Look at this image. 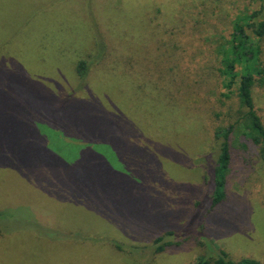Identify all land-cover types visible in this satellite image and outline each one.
Instances as JSON below:
<instances>
[{
	"label": "rangeland",
	"instance_id": "rangeland-1",
	"mask_svg": "<svg viewBox=\"0 0 264 264\" xmlns=\"http://www.w3.org/2000/svg\"><path fill=\"white\" fill-rule=\"evenodd\" d=\"M118 1L0 0V47L28 21L33 25L32 38L17 51L24 57L26 50L29 62L6 60L8 72L0 77L5 86L20 66L25 73L19 79L27 81L11 87L15 99L0 92V264H197L211 248L233 260L264 264L260 162L249 174L235 163L225 179L228 199L207 217L206 230H192L193 219L190 236L185 229L196 205L199 216L210 207L218 158L213 131L234 122L239 109L234 92L227 97L220 47L232 33V21L257 4L121 0L118 8ZM48 4L49 13L33 23V15ZM160 24L163 33L154 28ZM98 31H111L116 54L131 51L132 56L120 57L133 64L131 73L123 72L124 65H108L111 74H92L85 87L82 83L81 103L60 106L63 97H56L75 92L80 82L75 63L96 54L91 35ZM13 54L10 49L3 59ZM167 82L164 94L159 85ZM24 92L25 98L39 93L38 104L47 101L52 105L45 106L61 109V116L44 119L54 125L40 124L37 107L22 105ZM256 98L264 119L263 89ZM103 104L110 118L97 110ZM242 131H236L237 140ZM106 141L116 145L121 158ZM88 149L101 151L125 177L99 175L95 190H81L70 171L81 173L74 167L87 162L82 152ZM132 182L142 190L143 202H134L135 191L123 190ZM169 231L176 233V246L155 253V239Z\"/></svg>",
	"mask_w": 264,
	"mask_h": 264
},
{
	"label": "trees",
	"instance_id": "trees-1",
	"mask_svg": "<svg viewBox=\"0 0 264 264\" xmlns=\"http://www.w3.org/2000/svg\"><path fill=\"white\" fill-rule=\"evenodd\" d=\"M252 1L257 4V7L238 16L235 20L232 21V33L229 35V39H227L225 43L220 47L219 54L222 55L220 61V73L226 80V89L229 90V94L227 95V97H229L234 92L235 96L238 99L239 109L236 116L237 119L234 122H231L227 126H219L213 131L214 140L216 141V149L218 148V158L213 170L215 182L214 189H212L208 198L209 200L206 203L210 204V207H205L204 216H199L197 214L198 207L197 205L195 206L192 218L190 219L189 217L188 221L185 224V229L187 231L186 237L191 235V232L187 227H189L188 224L192 221V219L194 220V226H192V230L203 232L204 229L206 230L207 228H205L204 224V222L206 223L207 221V217H210L211 213L216 208L225 204L226 200L228 199L225 192V179L226 175L230 170H232V167L235 163H239L242 166L245 174L253 172L255 169V165L259 162L264 166V119L261 116L260 109L257 107L256 103L257 90H264V0ZM120 3H122L121 0H119L116 4L118 8L121 7ZM43 12L47 14L49 13V4L44 6L37 12L39 16L33 15V23H35L36 21H42ZM157 17L158 16L152 17L151 21L154 22L155 18ZM180 22L181 21H179V24ZM28 24L29 27H26ZM31 26L33 25L28 21L23 30L16 32L13 39H10L0 47V77H2L3 74L6 75L8 72H6L5 69V63H7L6 60H10L9 65L18 63L15 59L19 60V62H29L30 57L28 56L26 50L24 57L20 56L21 53L19 55H17V53L21 52L24 42L26 43L29 39L32 38L33 31L29 29ZM160 26L156 25L154 28L155 30L158 29L159 31H162L161 33H163L165 27L162 24H160ZM94 27L96 28L95 25ZM166 35H169L168 32H165L163 34V37L165 38ZM189 35L190 37H192L191 33H189ZM91 40L94 42L93 45L95 47L94 49H96V54H94V56L88 55V59H81L78 63H75V70L78 77H76V79L81 83L79 82L76 88L77 90L69 95L63 94L60 97H56L54 95L56 98L63 97V100L59 102L60 106L65 105L66 103H81V97H79L78 95L81 96L82 83L83 87H85V81L90 78L92 74H111L112 72L109 71L108 65H111L113 67L116 64H118L119 66L124 65L123 68L126 69H123V72L131 73L133 64L127 63V59L125 58H120L121 55H131V51L127 48L123 50L121 54H116V49H118L119 47H116V49L111 48V31H98L97 34L94 33L93 35H91ZM10 49L14 54L7 59H3L4 57L8 56ZM121 61L125 62L126 64L121 63ZM45 64V61L42 62L40 67L45 66ZM21 70L22 69L19 66V73L17 75V78L15 76L12 80H9L5 86H0V92L6 90L8 96L11 99H15L14 95H12L13 90L11 89V87L14 85H22L27 83V81H21L19 79V74L25 73ZM148 78L151 79L150 75L148 76ZM152 82L153 81H151V83ZM169 83L170 82L164 84L161 83L159 85L160 90H163L164 94L168 90L167 87H169ZM38 94H31L30 98H25L24 92V94H22V105L29 108H32L34 106L37 107L34 112L37 113V121L40 124L49 125L53 123L54 125L56 121H47L44 119L50 117V115L54 116L53 113L61 116V111H58L61 109H57L56 107H48L52 104L47 101L45 103H42L41 105L38 104ZM105 106V104L99 105L97 110L107 115V118H110V111L106 112L103 109ZM126 107L127 106H125L123 109H125ZM69 109H71V107H69ZM88 109L90 108L86 107V110ZM63 112L64 111L62 110V113ZM241 128L243 129V131L241 136L239 137V140H237V137L235 136L236 131L240 130ZM108 129L115 134L116 130L114 127H109ZM41 135L43 138L42 129ZM234 139H236L237 141V146L233 145ZM92 141L102 142V140ZM88 144L90 145V147L98 146L91 142ZM103 144L109 146L110 151L121 158V151L116 148V145H113L108 141ZM121 146L123 145L121 144ZM82 154L84 157H86L87 162L78 163V165L74 167V169L81 167V173L79 169L70 171V176L74 178L73 182L75 183V185H79L81 187V190H95V188L97 187V182H94L95 180L93 179H97L99 175H102L103 178L111 179H117V177L119 176H124L113 167L106 155H104L101 151L88 149L87 151L82 152ZM90 159L92 160L89 161ZM125 163L128 166V163L126 161ZM132 183V186H125L126 189L123 190H127L128 193L135 191L134 202H137V200L143 202L141 197L142 190L140 192V189L139 187H137L136 183ZM206 186H208V184ZM121 193L124 194L125 192L123 191ZM131 202L132 201H129V204H131ZM198 204L201 205V203ZM101 211V214L104 217H108V212L106 211V209L102 208ZM182 231L178 232L182 233ZM1 234L2 233L0 232V235ZM175 234V231H169L163 236L155 239L153 243L155 253L161 254L167 248L176 246L177 242L172 241ZM193 234H195V232H193ZM115 245L117 246V248L122 249V246L120 244L115 243ZM211 249L213 253L200 258L197 264H262L261 262H259V260L250 258L233 260L225 251H221L220 249L215 248Z\"/></svg>",
	"mask_w": 264,
	"mask_h": 264
},
{
	"label": "crops",
	"instance_id": "crops-1",
	"mask_svg": "<svg viewBox=\"0 0 264 264\" xmlns=\"http://www.w3.org/2000/svg\"><path fill=\"white\" fill-rule=\"evenodd\" d=\"M47 199H49V198H47ZM50 200V199H49ZM36 217V220L39 222V223H43V217H40V216H35Z\"/></svg>",
	"mask_w": 264,
	"mask_h": 264
}]
</instances>
